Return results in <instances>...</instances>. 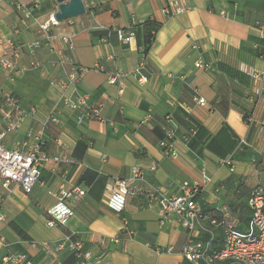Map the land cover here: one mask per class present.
<instances>
[{"label": "crops", "instance_id": "crops-1", "mask_svg": "<svg viewBox=\"0 0 264 264\" xmlns=\"http://www.w3.org/2000/svg\"><path fill=\"white\" fill-rule=\"evenodd\" d=\"M33 1L9 0L0 6V37L12 39L26 69L14 84L0 74V89L13 90L27 112L36 110L3 143L8 149L19 146L26 151L41 133L42 123L59 116V125L50 124L43 131L42 150L49 156L65 152L72 163L45 164L29 195L16 186L8 194L0 179V212L5 217L0 222V237L5 239L0 264L9 253L23 254L31 264H81L70 251L49 257L31 247L32 242L56 244L67 234L94 254L101 250L99 241L107 240L108 264H190L181 253L188 232L177 217L163 220L159 207L139 196L129 197L121 214L108 208V183L129 178L134 167L169 194H178L185 181L203 186L197 198L203 217L193 232L195 241L213 237L212 249L217 250L222 248L226 225L246 233L251 189L264 188V80L250 75L251 70H264V41L257 27L264 21V0H83L86 13L73 18L72 25L64 22L55 29L73 37L75 51L67 54L89 69L78 91L90 95V104L102 105L104 122L81 123V113L67 109L62 92L54 86L65 72L51 66L56 57L48 48L37 53L47 64L46 77L30 69L25 45L38 38L37 23L59 6L56 0H43L41 9L25 20L14 5ZM174 2L188 12L167 16L163 10ZM146 22L158 29L144 54ZM133 26L137 35L124 45L117 31ZM7 50L0 46V56ZM200 60L209 68L197 69ZM141 61L146 64L147 83L140 84L131 75L110 83L118 72L131 73ZM195 89L206 107L195 103ZM220 95L227 99L225 114L219 107ZM167 118L177 128L176 158L159 145L158 125ZM225 157L232 159L234 172L220 164ZM204 175L212 179L210 184L205 185ZM61 186H78L86 196L73 206L75 216L65 228L48 229L46 211L57 203L50 192L58 193ZM113 238L120 242H109ZM167 248L173 252L166 253Z\"/></svg>", "mask_w": 264, "mask_h": 264}, {"label": "built area", "instance_id": "built-area-1", "mask_svg": "<svg viewBox=\"0 0 264 264\" xmlns=\"http://www.w3.org/2000/svg\"><path fill=\"white\" fill-rule=\"evenodd\" d=\"M8 2L9 0H0V6ZM42 2L43 0H34L30 5L16 3L14 7L25 20H29L33 16V11L41 9ZM188 10L187 7L174 2L166 6L163 12L167 16L174 17L185 14ZM56 13L57 11L50 13L47 20L37 23L36 32L38 38L25 45V49L32 60L30 69L39 70L42 76L46 77L48 73L47 64L37 58V53L43 47L48 48L56 57L51 62V66H58L65 72V78L54 81V86L62 92L61 101L63 105L69 110L81 113L79 117L80 123L84 119L104 122L101 117L102 105L90 104V95L78 91V84L89 69L77 65L73 58L67 54L75 51L73 37L55 32V29L64 22L72 25L73 18L59 21L55 17ZM257 27L260 38L264 41V21L258 22ZM117 36L121 43L128 45L135 38V33L131 30H118ZM0 46L8 48L0 56V74L9 84H14L23 76L26 70L20 64L22 53L16 48L10 38L0 37ZM193 48H197V46L194 45ZM195 67L200 70H206L209 65L200 60L195 63ZM145 70L146 64L141 61L139 66L131 73L118 72L110 79V83L116 84L124 77L130 75L136 78L140 84L147 83L148 78L145 75ZM250 75L255 80H264V70H251ZM261 91H264V87ZM68 92H71V94H68ZM122 92L123 88L120 90V93ZM194 94V101L198 106L206 107L208 105L207 101L199 96L198 90L195 89ZM0 98L1 185L8 194L12 192V187L16 186L24 194L29 195L39 183L45 164L50 161L55 164L64 163L70 165L72 163L71 158L65 152H60L56 156H49L42 150L44 145L43 131L50 124L59 125L61 121L59 116H51V118L44 121L41 133L35 138V143L29 146L26 151H22L19 146L8 149L3 143L5 138L17 132L25 118L30 114L34 115L36 110L32 108L30 112H27L23 108L20 98L10 88L0 89ZM171 120L167 118V123H171L172 126L164 129L165 138L159 145L167 156L176 158L178 156L174 146L176 126ZM261 127L264 134V121L261 122ZM241 143L245 144L243 140ZM220 164L223 167H230L231 172L235 171L232 160L229 157L220 160ZM151 170L156 171L157 165L152 164ZM203 177L205 185L212 182L210 177L206 175ZM106 188L109 192L108 208L115 214H121L125 210L129 197L139 196L156 204L163 220L170 216L177 217L180 225L188 232L187 240L181 253L190 264H214L215 262L224 261H229L233 264H264V189L262 187H255L248 200L251 217L247 232L241 233L234 226L226 225L222 248L218 251H212L213 237L207 241L194 240L193 232L203 217L202 209L196 201L203 188L201 184L185 181L179 186L178 194H169L166 189L152 184L141 169L134 167L129 178L114 179L108 183ZM50 195L56 198L57 203L46 211L49 217L46 221V227L48 229L65 228L69 220L75 216L73 206L77 205L86 196V191L78 186H71L70 188L61 186L58 193L50 192ZM4 219V215L0 212V222L4 221ZM73 237L67 234L62 241L56 244L32 242L31 247L33 249H41L49 257L70 251L75 254L81 264H108L107 240L101 239L99 241L101 250L98 254H94L85 250V245ZM109 242L118 244L120 240L113 238ZM4 247L5 239L0 237V248ZM157 252L160 253V250H157ZM165 252L170 254L173 249L167 248ZM1 261L4 264H31L23 254L9 253L2 256Z\"/></svg>", "mask_w": 264, "mask_h": 264}, {"label": "trees", "instance_id": "trees-1", "mask_svg": "<svg viewBox=\"0 0 264 264\" xmlns=\"http://www.w3.org/2000/svg\"><path fill=\"white\" fill-rule=\"evenodd\" d=\"M35 11H33V13H34ZM143 25H145L146 26V33H145V43H144V48H143V53L144 54H147V52L149 51V49H150V47H151V45L153 44V42H154V40H155V36H156V32H157V26L156 25H154V24H152V23H150V22H146L145 24H143ZM131 31H133L134 33H135V37H136V31H135V29H134V26H133V28L131 29ZM264 54V53H263ZM227 99L225 98V97H222V95H220V105H219V107H220V109H221V111H223V113L225 114L226 113V110H228L227 108V106L228 105H226L227 103ZM159 128H160V130H161V132H162V137H161V140H160V142L165 138V128L167 129V128H169V127H171L172 125L171 124H168L167 123V121L166 120H164L162 123H160L159 125ZM195 132V133H194ZM196 130H193L192 132H191V134L192 135H194V134H196ZM176 137H177V128H176ZM225 158H228V157H225ZM225 158H223V159H225ZM222 160V159H221ZM232 160V159H231ZM232 165H233V161H232ZM256 187H261V186H256ZM255 188V187H254ZM254 188H252L251 189V192H252V190L254 189ZM263 188V187H262ZM264 189V188H263ZM251 192H250V195H251ZM250 195H249V198H250ZM198 198V197H197ZM197 198H196V201H197ZM249 200V199H248ZM200 206V205H199ZM201 207V206H200ZM249 208V207H248ZM73 238H75V237H73ZM214 241V240H213ZM212 245H213V243H212ZM85 250H87L86 249V247H85ZM218 250H220V249H217V250H215V249H212V251H218ZM74 256H75V254L74 253H72ZM76 257V256H75Z\"/></svg>", "mask_w": 264, "mask_h": 264}, {"label": "water", "instance_id": "water-1", "mask_svg": "<svg viewBox=\"0 0 264 264\" xmlns=\"http://www.w3.org/2000/svg\"><path fill=\"white\" fill-rule=\"evenodd\" d=\"M59 4L55 15L59 21L76 18L86 13V7L83 0H56Z\"/></svg>", "mask_w": 264, "mask_h": 264}, {"label": "rangeland", "instance_id": "rangeland-1", "mask_svg": "<svg viewBox=\"0 0 264 264\" xmlns=\"http://www.w3.org/2000/svg\"><path fill=\"white\" fill-rule=\"evenodd\" d=\"M8 138H9V137H8ZM0 189H1V186H0ZM2 189H3V188H2ZM2 189H1V190H2Z\"/></svg>", "mask_w": 264, "mask_h": 264}]
</instances>
